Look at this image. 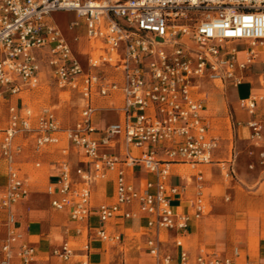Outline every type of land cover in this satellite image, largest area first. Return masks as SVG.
Returning a JSON list of instances; mask_svg holds the SVG:
<instances>
[{"label": "built area", "instance_id": "1", "mask_svg": "<svg viewBox=\"0 0 264 264\" xmlns=\"http://www.w3.org/2000/svg\"><path fill=\"white\" fill-rule=\"evenodd\" d=\"M57 12L75 15L70 30L82 22L85 66L53 21ZM259 48H264V0H0V102L8 103L7 126L0 136V157L6 165L0 264L13 259L32 264L37 256L15 227L13 207L29 195L14 163L21 150L14 144L19 136L33 142L34 153L66 144L56 179L46 191L51 207L68 215L85 242L79 249L69 242L53 248L56 264H88L92 217L98 222L91 230L94 236L116 243L121 235L109 237L104 226L139 214L148 217L146 226L156 233L186 232L191 220L208 212L201 199L199 167L212 163L218 146L202 116L205 88L239 86ZM43 78L75 96L79 114L72 126L63 127L50 108L34 111L20 97L39 88ZM100 100H109L110 110L121 119L96 129ZM261 103L264 97L238 101L250 118L245 125L253 146L264 144ZM71 148L80 156L76 167L67 160ZM173 165L194 172L187 180L197 190L189 201L192 213L176 212L172 205L181 192L171 181ZM134 169L146 175L141 186L130 180L128 172ZM112 175L113 201L94 206L92 187ZM176 246L182 248L181 242ZM147 250L156 264H174L170 255L161 254L158 239L148 240ZM188 261L182 250L178 264ZM194 264L233 261L201 252Z\"/></svg>", "mask_w": 264, "mask_h": 264}, {"label": "crops", "instance_id": "2", "mask_svg": "<svg viewBox=\"0 0 264 264\" xmlns=\"http://www.w3.org/2000/svg\"><path fill=\"white\" fill-rule=\"evenodd\" d=\"M247 80L248 78H245V81ZM243 83L233 88H238ZM249 96H252L251 88L247 89L245 96L237 100L246 99ZM120 105L119 103L116 106ZM97 106L100 111L93 121L96 129H102L105 125L121 119L119 112L110 110L109 100H100ZM258 113L264 114V103L260 104ZM221 114V108L213 100L206 101L205 98L202 116L209 136L218 142L217 148L212 153V163L199 167L203 177L201 199L208 212L199 220H191L184 233L166 230L156 233L147 228L148 217L144 214H139L132 220H112L104 228L109 237L121 235L118 243L95 237L91 230L98 225V222L95 217H92L89 220L90 233L87 237L90 250L88 264H156L147 250V241L150 239L159 240L161 254L170 255L174 264H178V257L182 250L188 255L187 264H194L201 252L230 258L233 264H264V144L252 145L249 139L250 131L245 125L250 118L243 112L242 122L237 121V127L233 130L232 147L227 149L228 140L223 138V132L216 131L219 133L218 137L214 135L215 130H213V123L220 118ZM111 115L116 116L112 121H110ZM1 134L2 132L0 136ZM14 144L21 147L20 153L14 156V163L29 191L28 197L13 207L15 227L23 235L22 242L36 249V260L32 264H56V260L51 257L53 248L69 242L70 239L79 242L82 246L85 236L77 235V225L69 220L65 212H59L68 218L71 228L65 229L61 242H57L54 233L45 232L47 221L43 218L42 209L33 206L30 200L32 194L38 192L39 187L43 186L50 209L57 212L51 207V197L46 190L56 179L57 163L62 159L61 150L66 147V144L62 142L56 146L46 147L40 153H34L33 142L23 137H17ZM118 151L116 149L113 153L118 155ZM260 154H263V157H260ZM158 157L163 158L161 152L158 153ZM0 160L5 163L1 157ZM67 160L72 167H76L80 156L71 148ZM37 164L38 167H36ZM24 166L41 168L43 171L41 179L34 178L31 181L36 174L25 172ZM128 173L130 180L137 186H141L146 179V175L139 169ZM193 174V171L183 165L172 166L171 181L181 190L179 197L175 198L172 204L176 212L192 213L189 201L196 197L197 190L195 182L188 183L187 180L188 176ZM113 177L112 175L110 180L96 183L92 187L94 206L113 201ZM4 188L5 185L0 190V199ZM0 219H5V212L2 210H0ZM92 221L95 225L91 224ZM49 225L50 230L57 229L50 222ZM3 233L4 230L0 233V242ZM129 233L130 236H128ZM177 241L181 242L182 248L176 246ZM235 251L237 255H234ZM10 264H18V261L13 259Z\"/></svg>", "mask_w": 264, "mask_h": 264}, {"label": "rangeland", "instance_id": "3", "mask_svg": "<svg viewBox=\"0 0 264 264\" xmlns=\"http://www.w3.org/2000/svg\"><path fill=\"white\" fill-rule=\"evenodd\" d=\"M52 18L58 25L66 41L69 43L75 56L85 66L87 41L84 36L82 22H79V27L70 30L69 24L76 20L73 13L57 12L52 15ZM257 53L258 55L255 63L245 74L248 80L244 81L242 86L233 88L227 85L221 86L218 84L217 88H213L212 86H207L205 88V94L207 95L206 101L213 100L222 110L220 118L213 123V130H215L214 135L218 137L219 133L216 131L223 132V138L228 140V144L226 145L227 149L228 147H232L231 143L234 140L233 130L237 127V121L242 122L244 117L243 112L239 109L237 98L245 96L247 89L250 88L252 97L257 100L260 97H264V48H259ZM20 97H22L24 103L28 104L34 111L43 107L52 109L63 127L72 126L78 118L79 107L75 96L62 92L52 85L46 78H43L42 84L39 88L32 92L20 95ZM16 98L17 97L12 98V101L15 102ZM119 103H121L120 99L115 101V105H118ZM7 105V101L0 102V132H2L7 126ZM115 118V115H111L110 121ZM131 153L132 155H137L138 150H131ZM25 172L31 173L32 175L36 174V177L33 176L31 181H33L34 178L40 180L42 176L41 174L43 173L41 168L35 169L31 166L25 167ZM223 173L225 174L226 172L224 171ZM5 182L6 165L0 160V190L3 185H5ZM30 201L33 206H36L43 211V218L47 221L45 232L48 233L51 231L54 233L53 235L56 238V241L61 242V239L63 238L62 233L65 229L71 228L68 218L64 214L54 212L50 209L48 197L44 193L43 186L39 187L38 192L32 194ZM49 222L57 229L50 230L51 227ZM91 224L95 225V222L92 221ZM128 236H130V233ZM136 237L138 238L139 236L137 235ZM69 243L77 249L81 247L80 243L77 241L70 239Z\"/></svg>", "mask_w": 264, "mask_h": 264}]
</instances>
